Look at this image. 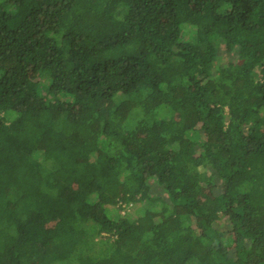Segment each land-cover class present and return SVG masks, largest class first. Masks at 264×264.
Returning a JSON list of instances; mask_svg holds the SVG:
<instances>
[{
    "label": "trees",
    "instance_id": "1",
    "mask_svg": "<svg viewBox=\"0 0 264 264\" xmlns=\"http://www.w3.org/2000/svg\"><path fill=\"white\" fill-rule=\"evenodd\" d=\"M0 264H264V0H0Z\"/></svg>",
    "mask_w": 264,
    "mask_h": 264
},
{
    "label": "rangeland",
    "instance_id": "2",
    "mask_svg": "<svg viewBox=\"0 0 264 264\" xmlns=\"http://www.w3.org/2000/svg\"><path fill=\"white\" fill-rule=\"evenodd\" d=\"M203 133H204V132H203ZM203 133H201V134H203ZM201 134H200V135H201ZM200 135H199V136H200ZM201 139H202V138H201ZM50 224H51V223H50ZM50 226H51V225H50ZM50 229H51V227H48V228L45 229V231H49ZM45 235H46V234H45ZM45 235L41 234V235H40V238H36L37 243H40V245H39V248H40V251H39V257H40V254L44 251V250H43V249H44V241H45V238H46ZM37 236H38V235H37ZM37 236H36V237H37ZM37 243H36V244H37Z\"/></svg>",
    "mask_w": 264,
    "mask_h": 264
}]
</instances>
